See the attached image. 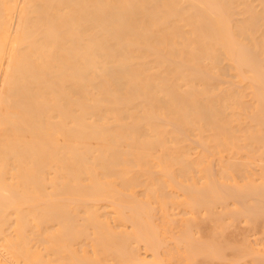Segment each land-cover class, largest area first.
Masks as SVG:
<instances>
[{"label":"bare ground","instance_id":"obj_1","mask_svg":"<svg viewBox=\"0 0 264 264\" xmlns=\"http://www.w3.org/2000/svg\"><path fill=\"white\" fill-rule=\"evenodd\" d=\"M236 222L264 235V0H0V264H264Z\"/></svg>","mask_w":264,"mask_h":264},{"label":"rangeland","instance_id":"obj_2","mask_svg":"<svg viewBox=\"0 0 264 264\" xmlns=\"http://www.w3.org/2000/svg\"><path fill=\"white\" fill-rule=\"evenodd\" d=\"M233 224H231L233 227H231V225H229V226L227 225L228 228L225 229L226 231L224 230V234H226L224 237L225 238L228 237L226 239L229 243L232 240L233 246H240V245L244 244V241H248L249 244H251V246L253 247V249H260V250L264 251V235L262 233L255 234L256 231H251L250 227L247 224H242V223L237 224V222L234 224L235 226ZM245 237H247V238H245ZM244 238L246 240H244ZM261 240H262L261 245L256 246L255 241L259 242ZM229 253L231 254V252L230 251L227 252V254H228L227 258L229 257ZM230 257H232V254L230 255ZM225 262H226V260L224 261V264H229V263H225ZM250 262H251L250 258H246V259H243L236 264H250ZM216 264H220V262L219 263L217 262ZM221 264H223L222 261H221ZM233 264H235V263H233Z\"/></svg>","mask_w":264,"mask_h":264}]
</instances>
